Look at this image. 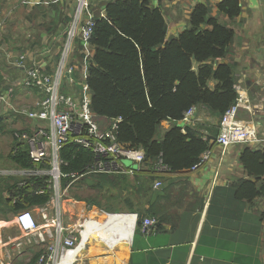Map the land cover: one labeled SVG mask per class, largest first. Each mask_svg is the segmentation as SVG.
I'll return each mask as SVG.
<instances>
[{"label": "trees", "instance_id": "obj_1", "mask_svg": "<svg viewBox=\"0 0 264 264\" xmlns=\"http://www.w3.org/2000/svg\"><path fill=\"white\" fill-rule=\"evenodd\" d=\"M69 4L66 0H57L48 6L28 8L30 12L27 19H40L38 28H41V32L35 39L33 36L32 39L25 38L21 34L11 48L23 52L39 46L45 34L56 38L64 36V29L72 19L66 11ZM92 11L96 20L91 39L95 53L87 77L92 93L91 106L101 128H108L113 121L121 118L117 129L118 139L129 147L145 150V160L138 170L151 174L149 177H140L135 188L139 193L145 192V196H152L153 193H159L154 190V182L158 178L154 174L160 162L167 167L166 173L190 171L201 162L218 134L219 126L206 136L192 126H187L183 131L178 121L184 113L196 106L207 108L222 118L236 102L239 92L235 87L238 83L235 64L230 61L217 62L230 55L236 40V30L214 16L213 8L205 4L193 10L189 28L170 40L167 39L168 26L163 12L153 8L149 0H99L92 6ZM218 11L235 19L243 13L241 0H224L218 4ZM8 21L9 18H6V23ZM63 44L58 42L56 46L62 48ZM80 46H83V42ZM3 82L5 79L0 71V84ZM76 87L78 94L80 86ZM9 88L8 85L3 89ZM2 119L3 116L0 117V132L6 129ZM163 121H171L172 125L159 138ZM11 132L24 133L15 129ZM61 156L68 162L63 166L64 173H82L94 161L91 150L73 142L63 145ZM9 158L16 166L33 167L29 145L19 142L17 134ZM241 162L248 177L236 187L216 186L209 209L217 206L224 213L234 210L241 216L244 207L264 196V183H261L264 178V148L254 150L247 147L241 155ZM88 177L95 181L93 187L99 193L85 199L91 206L116 213L125 209L134 213L139 211V200L120 198V194L116 193L119 189L117 183H130V177L94 173L81 179ZM69 180L71 178H63L62 186ZM44 181L45 178L35 177L22 187H11L22 196L12 209H29L47 203L50 199L48 193L35 192L36 188L45 186ZM3 182L10 187L6 179L0 184L3 185ZM126 205L129 207L126 208ZM140 212L135 230L133 260L152 256L154 248L159 249L164 243L160 220L156 230L146 235L142 232L146 215ZM152 214L157 216L154 212ZM251 237V246L247 249L252 257L249 264H260L257 253L264 247V211L253 215ZM142 241L144 244L140 245ZM44 252L43 249L34 252L26 264H37ZM238 252L242 254V248H237Z\"/></svg>", "mask_w": 264, "mask_h": 264}, {"label": "crops", "instance_id": "obj_2", "mask_svg": "<svg viewBox=\"0 0 264 264\" xmlns=\"http://www.w3.org/2000/svg\"><path fill=\"white\" fill-rule=\"evenodd\" d=\"M26 1H30V3ZM66 1L70 3L68 6L69 8L66 9V11L69 16L72 17L75 12L76 2L74 0ZM222 1L224 0H149V3L153 8H159L163 12L168 26V40L178 37L183 31L189 28L191 14L198 5L205 4L211 6L213 8L212 14L214 16L220 18L222 22L226 23V25L235 28V23L245 25L244 22L250 21L249 14L245 10L249 9L253 14L260 13V10L258 9L260 8V3H262L261 0H256L255 2L252 0H241L243 7L242 15L235 19H230L228 16L218 11V4ZM48 3H53V0H1L0 18H10L16 13L14 11L18 6H25L28 10V8L36 5L48 6ZM19 9L24 8L20 7ZM30 37L31 35L29 37L25 36V38ZM238 37L240 39L241 36L239 32L236 31L237 40L235 41L239 44ZM65 39V35L56 38L55 36L52 37L45 34L42 42H40L37 47L26 49L23 52L13 50L11 45L8 46V48L13 50V52L10 51L13 60L24 57L27 65L32 64V62L39 63L46 72L52 73L57 69V56L61 51L60 45L56 46V43L60 42V44H63L65 43ZM8 41H10V38H8ZM243 41L244 42L239 47L241 50H231L228 58L217 62H234L236 72L238 71L240 73V75L237 74V76L238 81H242V91L249 97L250 102L253 101V105L256 107L257 111L258 107L260 109L261 107H264V98L262 97L264 94L258 93L263 87L260 84L261 82L253 76L251 77V81L247 83L246 73H242L247 70L245 67L248 65L245 64L244 61L248 56L254 55L252 51H248L251 49L241 47L246 46L247 39L244 38ZM82 42L83 40L80 38L76 39L70 58L71 64L76 62H81L82 64V67L80 65L78 66V78H81V69L83 72V69L86 66L84 58L82 57V55L85 56L84 52H86V49L84 47V42L83 46H80ZM0 45H3L1 40ZM94 53L95 49L93 50V55ZM4 57L5 59L0 54V71L5 79V82L0 84V94L11 96L14 106L17 105L16 107H18L17 109L10 107L8 108V111L5 108V117H10L13 114L23 116L27 118V120L25 124H22V131L27 133L35 132L39 126H43L46 123L39 120L29 119L26 115L22 114V112L20 113V109L40 108L43 93L39 90L23 87L22 80L26 75L27 69L23 66H16L13 60L8 61L5 54ZM92 58L91 61L93 60ZM241 63H243V65H241ZM250 64L255 67L260 65L256 64V62H250ZM197 66L198 64L195 63V67ZM239 67L240 70L238 69ZM8 85L10 87L9 89H3ZM65 88H67V90L63 91L64 93H74L72 89H68L71 87L65 86ZM12 89V94H9ZM75 89L78 91V88ZM5 117H3L4 123H6ZM200 119H202L203 123ZM221 120L222 118L219 115L209 111L207 108L200 107L197 109L194 122L189 126L201 130L206 136L211 135L212 130L214 132L217 126H219L218 129L220 131ZM254 121L256 122L257 129L263 139L264 118L260 120L256 117ZM171 125V121L162 122L159 138L164 135V132L170 128ZM217 136L216 139L211 142L212 145L209 149L211 155L209 160L201 167L181 173L164 172L154 174L156 175V178L158 177L157 179L162 181V185L160 186V190H157L159 193H153L152 196L150 194L145 196V192L139 193L138 189L135 188L140 177H149L151 173L145 170H138V168L131 162L124 163V166L128 171L124 170L112 174H104L130 177V183L122 182L124 185H122V183H117L119 189L116 190V193L120 194V198L132 197L136 202L139 200L140 204L137 206L139 211L134 213L129 212V209H125L118 211L120 213H116L108 212L99 208L98 211L101 210L99 212L106 216L110 213L128 216H135L133 214H137L139 216V213H141L140 211H142L145 213L146 217L154 216L152 214V212H154L155 215H157L156 218H158V221L160 220V224L163 227L164 243L159 249L154 248V254L152 256L136 257L133 260V254L135 252L133 238V242L130 243L128 248V255L119 260L117 254L121 251L119 246L115 247L114 250L112 249L114 256H109L107 251L111 248L106 243L91 240L87 244L83 259L87 258L88 264H249L252 257L247 253V249L250 248L252 242L253 215L258 214L259 211H264V196L257 198L254 204L249 203L244 207L241 216H239L240 214H237L234 210L224 213L223 210L217 206L210 209L209 207L211 206V199L216 186L229 185L236 187L243 179L248 177L241 162V155L247 147L254 150L263 149L264 139L263 142L258 144H237L224 150L218 144ZM13 147L14 143L12 149ZM1 152L0 149V153ZM11 152L12 150H10V153ZM10 153H8L6 161H3L5 165L0 166V169L9 172L8 175H0V181L6 179V182H9L10 185V187L8 185L6 186L4 182L3 185L0 184V221L9 224V227L3 229L4 234L18 236L21 232L16 227L14 217L19 210L12 208H14V204H17L18 200H21L22 196L20 193H16L11 187L14 185L21 186V184L26 183L29 179L24 175L16 173V171L20 170L22 167L16 166L11 162L9 158ZM1 156L2 153L0 154V157ZM129 168H134L135 170L129 171ZM90 180L92 179L90 178ZM261 183H264V178L261 180ZM78 203L75 202L73 204L65 205L63 214L65 215V221L63 218L64 225L70 230H74L75 233H78L76 231H78V228L80 227L84 228L85 231L86 226L84 223L87 220H90L91 213L96 209L94 208L90 211L85 207L78 205ZM36 206L37 205L33 206V208ZM128 207L129 206L126 205V208ZM33 208L31 207V209ZM147 211H150V213H147ZM95 224L97 223L95 222ZM84 231L81 232L82 241ZM181 237H185L184 240H179ZM167 241L170 242L167 243ZM143 244L144 242L142 241L140 245ZM237 248H242L243 253L240 254L238 252L237 254ZM41 249L42 248H39V246L36 245L28 246L24 253L20 254L17 252L15 254L12 264H26L29 259L27 258V255L29 253L33 254ZM149 250L147 252H149ZM257 256L260 261L259 263L263 264L264 247L259 249ZM237 257H239L238 261ZM74 259L77 260L75 262L76 264L78 260H81L82 258Z\"/></svg>", "mask_w": 264, "mask_h": 264}, {"label": "built area", "instance_id": "obj_3", "mask_svg": "<svg viewBox=\"0 0 264 264\" xmlns=\"http://www.w3.org/2000/svg\"><path fill=\"white\" fill-rule=\"evenodd\" d=\"M56 0H53L55 2ZM76 2L75 12L71 21L64 30L66 35L57 69L46 72L39 63L32 62L27 65L24 57L13 60L9 52L7 58L13 60L16 66H23L26 75L22 84L29 89L39 90L43 93L40 108H24L20 113L29 119L39 120L46 123L39 126L35 132H24L17 134L19 142L29 145V155L33 163L31 168H21L16 173L26 178H45V186L36 188L37 194L50 195V199L43 205L35 208L19 210L15 217L16 227L21 232L18 236L4 234L3 229L9 224L0 221V264H12L15 254L24 253L28 246L36 245L45 252L38 259L37 264H63L64 257L69 255L79 246V237L63 223L64 205L63 199L73 183L87 175L94 173L112 174L126 170L123 159H127L139 168L146 157L143 148H132L122 143L117 136V129L121 118L116 119L108 128H101L97 117L92 109V93L87 84L89 62L93 55L94 47L91 44L92 34L96 25L92 6L99 0H74ZM30 3V1H26ZM52 2V1H51ZM50 3V2H49ZM48 3V4H49ZM105 16V13H102ZM6 27V18H0V33ZM84 42L86 49L84 56L85 68L81 69V78L77 81L76 74L81 62H70L76 39ZM69 76H68V75ZM63 86H80L77 94L64 93ZM239 92L236 102L225 112L221 120L220 131L217 136L218 144L225 150L237 144H258L263 142L256 126L253 129L248 122L239 119L240 111L249 107L250 99L242 91V81L235 85ZM13 89L9 94H12ZM0 101L6 103V110L14 106L11 96L0 94ZM197 107L192 106L178 121L185 131L186 127L194 122ZM73 142L82 145L92 151L94 161L88 165L84 172L64 173L63 166L68 162L61 156V149L65 143ZM211 151L208 150L202 157L196 168L201 167L209 160ZM129 168V171H134ZM167 167L160 162L157 173L166 172ZM8 175L7 170L0 169V175ZM71 178L62 186L63 178ZM28 182V181H27ZM23 183L21 186L27 184ZM162 185L160 179L155 180L154 189ZM36 209V211H35ZM137 214L135 220L137 221ZM158 219L147 216L142 224L144 234L153 233L158 225Z\"/></svg>", "mask_w": 264, "mask_h": 264}, {"label": "rangeland", "instance_id": "obj_4", "mask_svg": "<svg viewBox=\"0 0 264 264\" xmlns=\"http://www.w3.org/2000/svg\"><path fill=\"white\" fill-rule=\"evenodd\" d=\"M261 2L262 3H260V8L258 9V10H260V13H254L253 14V12L250 11L249 9L245 10L249 14V19H250L249 22H244L245 25H239L238 23H235L236 31L239 32L241 37H240V39L238 37L239 44L237 41H235L234 44L232 45L231 50H241V49H239L240 45L244 42L243 41L244 38L247 39L246 46H241V47L242 48L247 47V48L251 49L248 51H252L254 55H252V56L250 55V56H248V58H246V60L244 62H245V64H248L247 67H245V68H247V70H245L242 73H246V82L247 83H249L251 81L252 76L254 78L258 79L261 82L260 84L263 87V89H260L258 91V93L264 94V0H261ZM20 7H23L24 9H19ZM14 12H16V13L13 14L9 18V21L6 23V28L3 30V32L0 33V40H4L2 42L3 45H0V54L3 56L4 59H5L4 54H5V56H7L6 54H8L10 52L9 51L10 49L8 48V46H10V45L12 46V44L16 40L19 39V36H21V34H24L26 37L27 36L29 37L31 35L35 39L37 37V35L40 34V32H41V28H38V24L41 22V20L39 19V20H35V21H29L26 16H27L28 12H30V10L28 11L25 8V6H18V8ZM5 38H10V41L5 40ZM30 38L32 39V37H30ZM8 61H10V60L8 59ZM250 62H256V64H258V65L260 64V65L257 67L251 66ZM241 65H243V63H241ZM238 69L240 70V67ZM252 71H254V72H252ZM236 74L240 75V73L238 71ZM74 76L76 77L77 81H79L80 78L77 77V72H76V74L74 73ZM22 86L25 87L23 84H22ZM68 89H70V90L72 89L73 92L76 91V89L74 87H71ZM61 90L66 91L67 88H65V86H63V88ZM262 97L264 98V96H262ZM5 108H6V103L0 102V117L1 118H2V116L5 117ZM263 115H264V107H261V109L258 107V109L256 111V107L253 105V101H252L249 103L248 108H244L241 111L239 118L241 121H244V122L247 121L248 123H250V125H252L251 127L253 129H255L254 126L257 127V125H256V122L254 121V119L256 117H258L260 120H262L264 118ZM5 120H6V123H5L6 129L4 132H0V149L2 151L1 152L2 156L0 157V166L5 165L3 161H6V159L8 158V156H7L8 153H10V150H12L13 143L15 142L14 139H16V134L20 133V132H11V130L12 129L22 130V124H25L27 118L13 114L10 117H5ZM200 120L202 122V119H200ZM259 135L261 136V134H259ZM4 157H6V158H4ZM122 162L127 163L129 161L127 159H123ZM90 178L91 177H88L85 179H78L73 183L72 187L69 189V191H67V193L64 196V199H63V205L64 206L75 203V202H77V203L80 202V203H78V205H81L82 207H85L86 209H88L90 211L93 210L94 208H96L95 210H98V208L101 209L100 207L95 206V205L91 206L87 202V200H85V199H89L91 197L97 196L99 194L98 191L93 187L95 181L90 180ZM160 188L161 187H159L158 189H155V190H160ZM99 211H101V210H99ZM117 213H120V212H117ZM85 216H86V214H85ZM117 216H119V215H117ZM63 218L65 221V215H63ZM109 224H110V222L105 223L103 225V228L106 229L109 226ZM83 230H84V228L80 227V228H78V231H76V232H78L76 234L79 237V241H80L79 244L82 241V233L81 232ZM90 235L91 234H87V233L83 232V241L80 244V246L78 247V249L80 247L82 248L83 245H85L89 242V236ZM113 250L108 249L107 253H109L108 254L109 256H114ZM32 256H33L32 253H29L27 255V258H29L28 262L30 261ZM75 261L76 260L73 259L71 264H74ZM76 264H88L87 258L83 259V257H82V259L81 260L79 259Z\"/></svg>", "mask_w": 264, "mask_h": 264}, {"label": "bare ground", "instance_id": "obj_5", "mask_svg": "<svg viewBox=\"0 0 264 264\" xmlns=\"http://www.w3.org/2000/svg\"><path fill=\"white\" fill-rule=\"evenodd\" d=\"M95 222L97 224H95ZM107 222H110V224L106 229H104L103 225ZM84 224L86 226L85 231L83 230L84 233L91 234L89 236V242L91 240L102 241L106 243L111 249H114L115 247L119 246L121 250L117 253L119 260L128 255V248L131 243L135 224V216H117V214H108L106 216L104 214H101L98 210H95L91 213L90 220L86 221ZM87 244L83 245L82 248L80 247L79 249L77 248L75 251H71L69 255L64 257L63 264H71V261L74 258H82L84 256Z\"/></svg>", "mask_w": 264, "mask_h": 264}, {"label": "water", "instance_id": "obj_6", "mask_svg": "<svg viewBox=\"0 0 264 264\" xmlns=\"http://www.w3.org/2000/svg\"><path fill=\"white\" fill-rule=\"evenodd\" d=\"M253 2H255L256 0H252ZM111 214V213H110ZM135 215L136 217V214H133ZM135 230H136V221H135V224H134V229H133V235H132V238H131V243L133 242V238H134V234H135Z\"/></svg>", "mask_w": 264, "mask_h": 264}, {"label": "clouds", "instance_id": "obj_7", "mask_svg": "<svg viewBox=\"0 0 264 264\" xmlns=\"http://www.w3.org/2000/svg\"><path fill=\"white\" fill-rule=\"evenodd\" d=\"M137 222V221H136Z\"/></svg>", "mask_w": 264, "mask_h": 264}]
</instances>
